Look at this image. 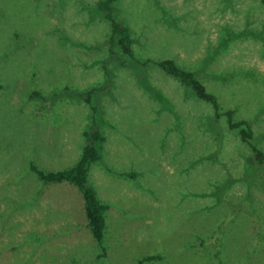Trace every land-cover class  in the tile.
<instances>
[{
  "label": "rangeland",
  "instance_id": "1",
  "mask_svg": "<svg viewBox=\"0 0 264 264\" xmlns=\"http://www.w3.org/2000/svg\"><path fill=\"white\" fill-rule=\"evenodd\" d=\"M96 1L0 0V264H264V165L154 64L191 71L264 155V6L116 0L132 40V58L115 46L117 60ZM89 88L94 112L78 97ZM91 119L100 244L78 189L30 169L70 167Z\"/></svg>",
  "mask_w": 264,
  "mask_h": 264
},
{
  "label": "trees",
  "instance_id": "2",
  "mask_svg": "<svg viewBox=\"0 0 264 264\" xmlns=\"http://www.w3.org/2000/svg\"><path fill=\"white\" fill-rule=\"evenodd\" d=\"M116 0H97L95 9L103 17L109 25V34L107 37L108 57H118L114 52V47L124 55L132 58L131 37L128 28L113 16V3ZM264 6V0H260ZM118 63H121L118 61ZM154 64L165 74L174 77L182 85L187 87L190 92L199 100L207 102L212 110L213 117L216 118L221 113L225 118L226 126L229 130H236L241 142L245 143L252 153L255 163L264 165V155L260 149L252 142V130L245 120H232V111L230 109L219 112L215 97L205 90L203 84L195 77L191 71L178 67L170 59H161ZM98 88H89L83 92H79V99L89 105L90 110L94 112V106L90 105L91 95ZM93 117V116H92ZM83 144L77 160L68 168L56 171L44 172L34 165L30 164V169L35 176L42 182H61L65 181L75 186L81 194L83 201V209L86 218V227L88 228L92 238L96 243L100 244L104 231V211L106 206L98 201L93 188L87 183L88 166L100 159L99 144L103 140V136L99 127L91 119V123L82 132ZM264 170V169H263ZM101 253L104 255V249L100 246ZM101 255V254H100ZM160 258L158 255L145 256L139 259L135 264H140L146 260Z\"/></svg>",
  "mask_w": 264,
  "mask_h": 264
}]
</instances>
